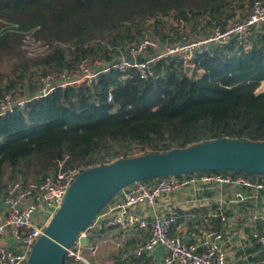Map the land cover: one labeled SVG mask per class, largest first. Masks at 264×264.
<instances>
[{
	"label": "trees",
	"instance_id": "trees-1",
	"mask_svg": "<svg viewBox=\"0 0 264 264\" xmlns=\"http://www.w3.org/2000/svg\"><path fill=\"white\" fill-rule=\"evenodd\" d=\"M253 1L0 0V94L19 79L32 83L36 70L119 58L146 32L180 41L189 39L190 26L202 36L223 29L237 8ZM248 14L246 9L242 17ZM168 16L172 22L165 24ZM28 32L45 45L43 51L30 55L23 48ZM253 37L248 49L237 40L214 46L190 76L171 59L156 62L148 79L110 70L100 74L94 89L57 88L0 117V192L14 179L55 172L65 157L68 166H95L133 147L163 152L225 138L264 142V33ZM64 264H71L67 255Z\"/></svg>",
	"mask_w": 264,
	"mask_h": 264
},
{
	"label": "built area",
	"instance_id": "built-area-1",
	"mask_svg": "<svg viewBox=\"0 0 264 264\" xmlns=\"http://www.w3.org/2000/svg\"><path fill=\"white\" fill-rule=\"evenodd\" d=\"M256 33H264V0H254L245 18L233 21L223 29L214 27L209 33L198 38H182L180 41L161 45L146 32L137 41L130 42L119 58L107 62L99 59H82L71 67L45 73L38 72L32 83L25 84L22 88L16 86L0 94V117L15 109H24L28 102L45 97L57 88L86 86L94 89L100 74L110 70L122 71L128 77L134 73L140 79H148L154 77V65L161 59L174 60L181 67L184 64H191L195 69L198 58L214 46H226L232 40H237L248 49ZM39 47L45 45H42L31 32L25 33L23 48L30 55H35L41 52H37ZM127 53L133 58H129ZM139 57L141 60L138 59ZM31 84L33 91L30 89ZM107 100H112L111 91L107 93ZM149 151L148 148L143 150L133 147L115 156L106 157L105 161L111 162ZM66 162L65 157L59 161L55 172L38 179H14L0 192V237L9 234L10 239L7 243L0 242V264L26 263L33 243L43 234L48 221L60 207L70 184L80 172L94 166L91 163L68 166ZM210 183L264 189V179H253L233 171L174 174L136 181L118 192L121 200L106 211L110 212L106 224L117 227L123 232L134 227L146 231L147 238L133 250V253L142 256L150 253L158 244H162L164 251L161 264H235L227 259L223 246L224 236L218 229L207 228L200 243L186 242L170 233L171 226L176 221L174 214L168 213L147 219L133 210L139 205L153 207L159 197L180 192L189 186ZM106 212H100L96 220ZM255 217L264 220V212ZM86 233L85 230L80 232L74 244L67 250L69 258L88 263L73 248L80 245ZM252 235L256 242L264 247V231H254ZM95 251L96 248L92 247L91 252Z\"/></svg>",
	"mask_w": 264,
	"mask_h": 264
},
{
	"label": "water",
	"instance_id": "water-1",
	"mask_svg": "<svg viewBox=\"0 0 264 264\" xmlns=\"http://www.w3.org/2000/svg\"><path fill=\"white\" fill-rule=\"evenodd\" d=\"M190 76L194 66L184 64ZM205 171L264 175V142L243 139L201 141L183 148L115 159L80 172L60 207L33 243L25 264H64L67 250L100 210L123 187L141 180ZM164 246L151 252L161 264Z\"/></svg>",
	"mask_w": 264,
	"mask_h": 264
},
{
	"label": "crops",
	"instance_id": "crops-1",
	"mask_svg": "<svg viewBox=\"0 0 264 264\" xmlns=\"http://www.w3.org/2000/svg\"><path fill=\"white\" fill-rule=\"evenodd\" d=\"M187 30L188 28L186 32L189 39L202 36ZM259 34L256 33L253 40ZM169 43L171 41L161 44ZM127 56L133 58L128 53ZM201 72L199 70L198 74ZM120 200V196L116 194L103 212L114 207ZM133 210L147 219L174 214L176 221L172 224L170 233L186 242L200 243L207 228L218 229L224 236L223 246L228 260L235 264H264V247L252 235L254 231H264V220L255 217L264 212V189L220 183L198 184L159 197L153 207L139 205ZM109 215L110 212H106L97 218L81 239L80 245L73 247L87 260L86 264H159L152 252L142 256L133 253L147 238L146 231L134 227L123 232L117 227L109 226L106 224ZM0 242H10L9 234L0 237ZM92 247L96 248L94 253L91 252ZM162 256L163 253L161 258ZM68 259L71 264H83L79 260Z\"/></svg>",
	"mask_w": 264,
	"mask_h": 264
},
{
	"label": "rangeland",
	"instance_id": "rangeland-1",
	"mask_svg": "<svg viewBox=\"0 0 264 264\" xmlns=\"http://www.w3.org/2000/svg\"><path fill=\"white\" fill-rule=\"evenodd\" d=\"M243 6V7H242ZM241 7H239V8H237V13H236V16H235V18L233 19L234 21L236 20V19H240V18H243L242 16L243 15H246V9H247V12L249 13V11H250V7H249V4L248 3H246V5H242ZM167 18V19H166ZM164 19H166V20H162L163 22L165 21V24L168 22V23H170V22H172L171 20H172V17H165ZM232 20V21H233ZM231 21V22H232ZM191 27V26H190ZM190 27H187L188 28V32H190L191 33V31H190ZM151 31V30H150ZM153 34V33H152ZM154 35V34H153ZM152 35V37H154L157 41H158V43L159 44H161V43H168V42H170V41H175V40H177V38L176 37H166V38H164V39H161V38H159L158 36H153ZM168 36H170V35H168ZM162 45V44H161ZM164 45V44H163ZM44 50V47H39L38 49H37V52H40V51H43ZM43 53V52H42ZM92 63H94V62H92ZM38 72H40V71H38V70H36V75H37V73ZM25 84H27L26 83V81H25V79H19L18 80V82L16 83V85H17V87H20V88H22L23 87V85H25ZM33 89V88H32ZM260 89H264V85H262L261 84V86H260ZM21 90H24V89H21ZM24 93V91H22L21 92V94H23ZM81 263H83V264H86L85 262H83V261H80Z\"/></svg>",
	"mask_w": 264,
	"mask_h": 264
}]
</instances>
